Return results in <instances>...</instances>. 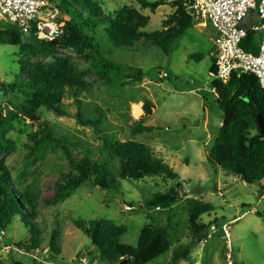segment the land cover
<instances>
[{
	"label": "rangeland",
	"instance_id": "obj_1",
	"mask_svg": "<svg viewBox=\"0 0 264 264\" xmlns=\"http://www.w3.org/2000/svg\"><path fill=\"white\" fill-rule=\"evenodd\" d=\"M98 1L107 14H114L123 6L135 7L148 18V31L161 30L163 22L176 10L175 0H165L166 4L154 12L142 9L136 0ZM14 25L0 19V26ZM29 35L23 34V40L30 41ZM215 36L216 31L209 20L200 18L168 54L144 42L134 48H114L112 41L103 37L106 52L113 49L107 57L125 70L119 78L111 73H99L92 58L86 60L72 49L58 51L60 57H72L79 76L90 86L83 94L85 115H89L87 108L90 105L100 106L105 113L101 124L103 130L119 141L133 140L151 146L155 155L173 168L178 177L150 176L121 181L116 191L108 193L86 184L66 201L55 204L57 183L70 176L71 166L61 149L44 151L33 142L37 123L22 122L8 134L16 141V148L5 154L2 161L18 187L33 186L39 203L37 224L44 244L42 249L30 253L18 248L16 245L29 239L30 235L16 219L5 230L6 236L0 239V264H34L33 260L37 264H87L82 258L94 251L93 245L76 222L81 221L87 226L92 219H109L126 226L127 232L120 242L134 247L145 225L168 227L171 252L162 255L154 264H173L172 251L192 240L187 203L191 199L214 206L213 212L201 217L204 224L229 225L233 264H264V182L246 184L208 161L224 119L212 86L216 79L212 73ZM19 53V46L0 42V82L21 80ZM199 55L203 58L199 59ZM23 61L34 64L48 60L25 57ZM138 69L145 74L141 81L126 77L131 70ZM164 73L168 77H163ZM11 99L14 95L0 88V106L7 105ZM146 102L153 106L150 116L144 111ZM64 105L70 116H59L43 108L42 120L54 129L56 137L66 136L68 140H81L93 148L98 147L102 136L97 135L94 128L77 123L74 117L77 105L73 98L66 97ZM139 119H145L142 125L151 130H140L136 125ZM73 154L79 159L82 151L77 149ZM178 183L184 196L177 203L159 210L143 206L155 194L167 193ZM53 233L57 234L60 254H52L57 260L49 261V242ZM203 238L195 243L190 255L177 264H228L222 232ZM40 251L49 254L40 260Z\"/></svg>",
	"mask_w": 264,
	"mask_h": 264
},
{
	"label": "trees",
	"instance_id": "obj_2",
	"mask_svg": "<svg viewBox=\"0 0 264 264\" xmlns=\"http://www.w3.org/2000/svg\"><path fill=\"white\" fill-rule=\"evenodd\" d=\"M61 9L65 23V36L56 42L38 40L34 29L30 41L23 40L25 34L14 26H0V42L19 46L21 80L11 83L0 82L5 93L13 94L14 99L5 106H0V231L6 230L18 219L29 231V239L16 246L30 253L43 248L42 231L37 224L39 203L33 186L20 188L16 185L11 171L2 158L15 150L16 141L8 134L22 122L37 123V130L32 140L43 150L61 149L71 166V174L57 183L53 202L58 204L70 198L81 186L89 184L106 193L116 191L121 181H136L150 176H166L176 179L178 174L162 159L158 158L151 146L133 141H119L101 127L105 113L100 106L93 104L87 108L83 94L89 85L79 76L72 57H60V49H72L86 60L92 58L99 73H111L119 78L125 70L116 65L107 56L106 45L102 38L112 41L114 48H134L143 42L160 48L165 54L176 48L185 32L193 27L194 19L182 6V0H175V12L162 24L161 30L148 31V18L133 6H123L114 14H107L98 0H51ZM142 9L156 11L166 4L165 0H136ZM105 24L108 27H105ZM250 34L244 48L256 51L252 46ZM46 59L48 61L30 64L24 58ZM198 58H203L199 55ZM26 60V59H25ZM212 73L215 74V57L213 56ZM145 74L141 69L131 70L128 79L141 81ZM217 95L216 102L224 114L222 125L215 137L208 161L222 172L234 175L246 184L264 181V135L260 132L257 116L264 118V89L256 76L250 73L234 72L228 83L218 79L212 83ZM73 98L77 105L74 117L77 123L90 126L100 137L102 143L93 148L81 140H68L66 136H55L54 129L42 120V109L46 108L59 116H70L64 105L66 97ZM89 105V104H88ZM153 106L146 102L144 111L150 116ZM136 123L142 131L151 127ZM135 125V126H136ZM81 149L82 156L77 159L73 152ZM181 184L164 194H155L143 203L144 207H170L180 201L184 195L180 192ZM264 190V186H263ZM190 215L189 230L191 242L180 245L171 253V262L177 264L186 259L195 243L206 237L209 228L201 221L205 214L213 212L211 203L191 199L187 202ZM78 227L90 238L93 252L87 253V264H154L162 255L171 252V240L168 227L145 225L139 235L137 246L120 242L126 234L127 227L118 225L109 219H92L76 222ZM57 234L53 233L49 242V259L57 260L59 255ZM204 239V238H203ZM41 257L46 256L40 251ZM46 258V257H45ZM126 260L128 262L124 263ZM34 264L37 261L33 260ZM20 264V263H14Z\"/></svg>",
	"mask_w": 264,
	"mask_h": 264
},
{
	"label": "built area",
	"instance_id": "obj_3",
	"mask_svg": "<svg viewBox=\"0 0 264 264\" xmlns=\"http://www.w3.org/2000/svg\"><path fill=\"white\" fill-rule=\"evenodd\" d=\"M182 6L194 21L206 18L216 31L215 78L226 84L234 72L250 73L264 89V0H182ZM63 18L61 9L51 0H0V19L17 25L25 34L34 29L36 38L44 42H56L65 36ZM250 34V48L254 45L255 52L244 48ZM163 77L168 75L164 73ZM220 232L225 239V259L233 264L229 225L211 224L204 235L209 238ZM5 236V230H1L0 239Z\"/></svg>",
	"mask_w": 264,
	"mask_h": 264
},
{
	"label": "water",
	"instance_id": "obj_4",
	"mask_svg": "<svg viewBox=\"0 0 264 264\" xmlns=\"http://www.w3.org/2000/svg\"><path fill=\"white\" fill-rule=\"evenodd\" d=\"M258 125L260 128V132L264 135V118L257 116ZM129 260H126L124 263L128 262Z\"/></svg>",
	"mask_w": 264,
	"mask_h": 264
},
{
	"label": "bare ground",
	"instance_id": "obj_5",
	"mask_svg": "<svg viewBox=\"0 0 264 264\" xmlns=\"http://www.w3.org/2000/svg\"><path fill=\"white\" fill-rule=\"evenodd\" d=\"M139 107H140L139 109L141 110V105Z\"/></svg>",
	"mask_w": 264,
	"mask_h": 264
},
{
	"label": "crops",
	"instance_id": "obj_6",
	"mask_svg": "<svg viewBox=\"0 0 264 264\" xmlns=\"http://www.w3.org/2000/svg\"><path fill=\"white\" fill-rule=\"evenodd\" d=\"M203 24V23H202ZM264 182V181H263Z\"/></svg>",
	"mask_w": 264,
	"mask_h": 264
}]
</instances>
